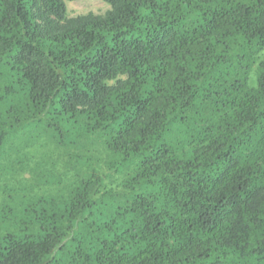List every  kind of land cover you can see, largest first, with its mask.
Wrapping results in <instances>:
<instances>
[{
    "label": "trees",
    "instance_id": "1",
    "mask_svg": "<svg viewBox=\"0 0 264 264\" xmlns=\"http://www.w3.org/2000/svg\"><path fill=\"white\" fill-rule=\"evenodd\" d=\"M0 0V264H264V0Z\"/></svg>",
    "mask_w": 264,
    "mask_h": 264
},
{
    "label": "rangeland",
    "instance_id": "2",
    "mask_svg": "<svg viewBox=\"0 0 264 264\" xmlns=\"http://www.w3.org/2000/svg\"><path fill=\"white\" fill-rule=\"evenodd\" d=\"M68 15L70 17H76L88 13L104 14L109 5L103 0H76L67 1Z\"/></svg>",
    "mask_w": 264,
    "mask_h": 264
}]
</instances>
